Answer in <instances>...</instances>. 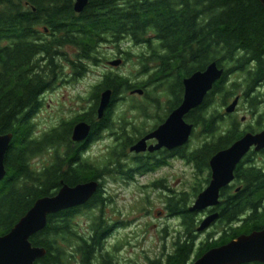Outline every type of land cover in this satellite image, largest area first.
<instances>
[{"label":"trees","instance_id":"16d2710c","mask_svg":"<svg viewBox=\"0 0 264 264\" xmlns=\"http://www.w3.org/2000/svg\"><path fill=\"white\" fill-rule=\"evenodd\" d=\"M74 3L0 0V136L13 134L4 161L7 176L0 183V236L8 235L36 201L56 195L63 185L73 187L101 180L115 159V164L123 161L133 143L123 136V143L111 148L105 159L93 163L85 155L88 149L71 141L77 119L62 121L34 138L31 122L40 105L39 97L52 88L53 78L61 72L57 60L62 58L64 48L76 49L77 62H96L98 49L104 44L129 41L148 46L150 55L142 57L141 64L144 72L151 66L156 70L150 74V81L131 82L109 73L99 83L98 97L105 90L113 91L112 107L118 94L138 89L149 92L150 85L177 97V106L182 101L184 79L204 71L209 63L221 64V51L226 60L264 59V5L260 0H92L81 14L73 10ZM218 90L219 84L202 106L186 116L211 140L190 154L185 150L179 153L193 163L197 173L209 171L204 178L207 184L211 158L240 138L234 130L224 137L214 136L217 117L215 112L209 115L208 103L219 94ZM111 114L112 108L107 119L98 123L93 141L102 139V131L115 130L108 127ZM51 150V163L36 169L33 159ZM118 170L127 173L122 166ZM234 177L233 185L221 191L220 206L214 210L220 214V235L214 239L215 233L209 234L195 255L198 212H190L192 205L186 193L168 200L170 216L179 217L184 230L166 258L153 264H192L207 251L264 228V171L253 165L242 166L236 168ZM99 191L87 204L48 217L45 231L30 239L32 247L47 251L46 257L35 264H119L104 244L111 226ZM193 191V198H197L203 189L196 187ZM97 209L99 213L95 214ZM82 215L89 220L87 232H80L75 220Z\"/></svg>","mask_w":264,"mask_h":264},{"label":"rangeland","instance_id":"374dc122","mask_svg":"<svg viewBox=\"0 0 264 264\" xmlns=\"http://www.w3.org/2000/svg\"><path fill=\"white\" fill-rule=\"evenodd\" d=\"M64 51L70 60L75 61L76 50L67 48V52L66 49ZM144 51V46L135 45L129 41L122 42L119 45L114 43L104 44L97 52L98 64H92L90 73L81 81L70 80L71 76H74L71 74L72 69L66 65L65 72L67 75L64 80L68 79L70 83L65 81L57 82L56 80L55 87L47 94L43 107L36 114L33 122H31L34 125V134H32L34 138L43 136L41 134L44 132H50L53 128L58 127L62 121H70L86 114L87 108L91 104L90 95L96 92L93 88L102 81L103 75L118 73L129 78L131 82L147 81L148 78L145 75L152 74L154 69H152V66L151 68L149 67V70L143 75L141 62L144 59L140 57L145 58L143 55ZM123 52L127 55L123 56ZM114 61H121V64L113 67L110 63ZM148 90L149 92L145 94V97L143 93V95H140L136 92L133 93L134 91L132 93H125L122 95L124 100L122 99L114 107L116 114V118L113 119L115 120L114 122L118 123L117 119L122 114H125L126 121H131L127 127L129 129L128 132H130V135L133 133L134 137L139 136L143 132L144 127H136V125L141 126L142 119L138 112L130 110V106L134 103L148 111V107L152 108V106L147 105V107L145 104H142L145 100L156 108H161L160 105L165 104L169 100V97L165 95V89L162 87L154 89V86L150 85ZM210 104L209 115H213L215 112V116L219 119L218 115L224 111L220 103V97L215 95L214 100ZM152 111L153 109L149 111V114ZM143 121L145 122L142 124L151 126L148 125L146 119L143 118ZM216 123L218 124V120H216ZM217 126L220 127L219 124ZM194 129H196V132H194L195 134L193 133L191 139L188 141L189 143L186 145V152L189 154L190 151L201 148V145L207 140L200 126H196ZM101 133V141H94L87 153V156L91 158L93 163H97L98 160H102L103 158L105 159L110 149L116 148L114 146L115 141L113 142L111 139L113 133L111 129L109 131L104 130ZM218 135L217 131L216 137ZM60 150L63 152L64 149L60 148ZM52 152L53 150L33 159L32 165L36 169H41L51 163ZM255 157H257L256 163L262 165L264 168V155ZM185 161L181 159L176 160L172 163L170 171L164 169L162 173L168 172L171 174L169 184L173 188V192L177 193L176 196L183 193L188 194L192 205L196 200V198H193V190L196 187H201L204 190L209 185L210 182L208 184L204 182V178L207 177L209 171L204 175L199 174L193 163L188 164L189 162ZM108 177L110 176L105 177L101 182L103 186L106 183L105 186L113 197V203L111 204L107 200L108 203L104 206V210L106 211V219L110 221L109 225L116 226L112 230L114 231L113 235L105 243L109 252L112 256H117L121 264H153L159 259L163 260V257L173 250V243L177 235L184 230L180 228L182 220L177 216H170L171 214L167 210V193L163 194L157 188L152 187L154 180L157 179H153L152 176H138L134 182L128 181L129 184L122 185L113 181L111 182L108 180ZM97 210L94 211L95 214H97ZM204 219V212L197 214L195 228L198 239H196L194 255L201 246V243L207 241L206 238L209 234L215 233L213 238L218 239L221 232L218 222L211 226L208 231L197 232L200 226L199 221ZM75 220L80 226H78L79 231L86 232L89 225L87 216L82 215Z\"/></svg>","mask_w":264,"mask_h":264},{"label":"water","instance_id":"95a60500","mask_svg":"<svg viewBox=\"0 0 264 264\" xmlns=\"http://www.w3.org/2000/svg\"><path fill=\"white\" fill-rule=\"evenodd\" d=\"M92 0H75L74 11L81 14ZM264 5V0H260ZM117 67L121 61L110 63ZM216 63L208 66L205 72H196L191 77L184 79V98L182 104L172 112L167 121L148 137L135 143L131 152L141 154L147 151L146 142L155 138L158 145L150 147L153 153L162 148L170 150L185 147L193 134L194 126L186 121L193 110L202 106L207 94L220 80L222 71ZM142 95L143 90L133 93ZM100 106L98 107L99 119L104 118L105 112L111 105L113 91L105 90L101 93ZM237 102H233L228 109L232 113ZM92 128L82 121L77 123L72 134L74 143H83L89 140ZM13 134L0 136V183L6 178L7 170L5 158L13 140ZM255 147V151L264 150V132L257 135L247 134L235 142L227 150L214 154L210 160L211 181L209 185L197 196L190 212H204L220 206V195L223 189L235 181V171L243 158ZM100 187L97 181L81 183L76 186L63 185L56 195L44 197L36 201L33 208L19 221L8 235L0 236V264H35L46 257L44 248L32 247L30 239L37 233L45 231L48 217L62 211L87 204ZM220 218V214H209L198 227L197 232L208 231ZM264 264V228L248 235H241L237 239L220 247L207 251L201 258L192 264Z\"/></svg>","mask_w":264,"mask_h":264},{"label":"flooded vegetation","instance_id":"af4514ba","mask_svg":"<svg viewBox=\"0 0 264 264\" xmlns=\"http://www.w3.org/2000/svg\"><path fill=\"white\" fill-rule=\"evenodd\" d=\"M119 44H121V43H119ZM68 48L71 49L72 47H68ZM144 48H145V51H144L143 55L146 56L145 58H147V56L150 55L149 48H148V46H144ZM65 49L67 52V48H64V50ZM74 50H76V49H74ZM122 54L124 56L126 53L123 52ZM61 57L62 58L60 60H57L58 64L61 66V69H60L61 72H59L57 77L53 78L54 82H56V80H57V82L58 81H60V82L65 81V82L70 83V81L68 79L64 80V78L67 75V73L65 72L66 68H67L66 65L72 69L71 74L74 76V77L71 76L70 80L71 81H76V80L81 81L84 77H86L90 73V70L92 68L91 65L92 64H94V65L98 64V61H96V62L95 61L94 62L93 61H78L77 62L76 60L72 61V60H70V58L68 59V55H67V53H65V51L62 52ZM140 58H142V57H140ZM219 61L221 62V64H219L218 62H212L211 63V64L216 63L217 64L216 66L218 67V69L222 71V76H221L220 80L215 84V85H217V84L220 85V90H218L219 94H216V95H218L220 97V103H221V106L224 110L222 113H220L218 115L219 119H218V117L216 118V120H218V124L220 125V127H219V126H217L218 124L216 123V126L220 128V130H219V128L216 127L218 129L217 130L218 134H219L218 137L219 138L224 137L228 131L234 130L235 133L240 136V138L237 139V141H238L247 134L257 135V134L264 132V59L261 62L250 61V60L247 61V59H242V58L237 59V60H226L225 54H223V51H221V57H220ZM211 64L209 63L208 66H211ZM82 65L84 66V68H83L84 70H81V71L78 70V68L81 67ZM208 66H206V69L204 71H198V72H205L207 70ZM155 71L156 70H154L153 73ZM143 72H144V70H143ZM195 73H193V74H195ZM116 74H118V73H116ZM143 75H145V72L143 73ZM145 76H146V78H148L147 81H150V78H151L150 74L149 75L146 74ZM191 76H189V77H191ZM104 77H105V75H103V78ZM103 78H102V80H103ZM52 85L53 86L50 90H46L45 92H43L40 95L39 98H41V99H39L40 105H39V108L37 110V113H39L40 109L43 107L44 102L46 101L45 97H47V94H49V92L53 90V88L55 87V83H53ZM98 85H96L93 88L96 90V92H94V93H92V95H90L91 96L90 97L91 104L89 105V108H87V113L84 114L83 116L76 118L77 121H79V122H82L83 120H84V122L87 121L86 123L89 124L92 128V131L90 132L91 135H90L89 140H87V142L77 143L78 146H82V147L87 148L89 150V148L91 147V144H93V142H94L93 138L95 137V134H96L95 132L98 131V123H101L102 121H105V119H107L106 115H107L108 110L110 108H112V114L110 116V119H108V121H109L108 127H114L115 128V130H113V131L111 130L113 132L111 139L113 142L115 141L114 146L118 147L119 144L124 142V138H122L123 136L128 138V140H126V141H133L132 145L130 147H128V149L126 150V152H125L126 154L124 155L123 161H121L123 164H120L119 162H117L115 164V162H114V164H111L110 167L108 168L109 172L107 173V175H103L104 177L101 180L97 181L100 183V187H99L100 191L98 193L101 196L100 199H103L104 203L106 205L108 202L105 200L110 201L111 204L113 203V197L109 194L110 191L106 188V186H105L106 183L103 186V183L101 182L107 176H110V177H108V180H110L111 182L112 181L116 182L119 185L129 184L128 181L134 182V180H137L136 178L138 176H140V177H151L152 176L153 179L157 178L154 180L152 187L157 188L163 194L167 193V197H168L167 199L168 200L173 198V197H176L177 193L173 192L174 190L169 184V181H170L169 178H171V174L168 172L162 173V171L164 169L170 171V169L172 168L171 167L172 163L175 162L176 160L177 161L179 159H181L182 161L186 160L185 158L181 157V155L179 154L181 150H185V152H186V146L182 147V148H176L173 150H170V149L164 147V148L152 153L149 150V148L155 147L159 144L158 140H156L155 138H152L146 142V145H147V151L146 152H143L141 154H136V153L131 152L130 149L135 145V143L140 142V140L148 137L153 132H155L156 129L160 128L162 125L165 124V122L167 121L168 117L172 114V112L174 110L176 111V109L180 106V104H182L185 90H183L182 101L177 106L175 105L178 103L177 97H174L173 95L167 93V91H165V95L167 97H169V100L165 104L164 103H163V105L161 104L160 105L161 108H156L155 106H153V104L147 103V101L145 100L142 104H145V106H147V105L152 106V108H149L147 106L149 109L147 111V110H144L142 108V106H138V108H132V106L136 105L133 103L130 106V110H132L134 112H138L139 116H141L140 118L142 119V121L140 123L141 126L136 125V127H144L143 132L140 133L139 136L137 135L134 137L133 133H131L132 135H130V132H128L129 129L127 127L130 125L131 121H126L125 114H122V116L117 119L118 123L114 122L115 120H113V119L116 118V114H115V108H114L115 106L112 107L113 106L112 102L114 99L113 96H112L111 105L106 110L104 118L102 120L99 119V114H98L99 108L98 107L100 106L101 96L100 95H99V97L97 96L98 95V92H97ZM215 85H214V87H215ZM130 93H132V92H130ZM146 93L147 92L143 91L144 97H145ZM123 94H125V93L118 94L117 102L115 103V105L117 103H119L122 99L124 100V97L122 96ZM209 94H211V91L207 94L205 101H206ZM214 97H213V100H214ZM212 101L210 103H212ZM235 101L237 102L235 110L232 113H228L227 112L228 107L231 104H233V102H235ZM210 103H208L209 104L208 107L211 106ZM152 109H153L152 113L149 114V111ZM208 109H210V108H208ZM143 118L146 119V122L148 123V125H151L150 127L146 126L145 124H142L145 122V121H143ZM186 121H187V119H186ZM117 124H119V125H117ZM192 125L194 126V128H196V126L194 124H192ZM121 126H123V127H121ZM123 129H124L125 135H124V132H122ZM137 130H139V129H137ZM106 131H109V129H106ZM217 131L214 134L215 137L217 136ZM194 132H196V129L193 130V133ZM205 135L207 137V134H205ZM209 140H211V136L207 137V140H205V141L208 142ZM71 141H72V136H71ZM98 141H101V139H98ZM237 141H235V142H237ZM205 143H203V145ZM203 145H201V147H203ZM227 149L225 148L223 150H227ZM88 150L85 152L86 157H88L87 156ZM223 150H221V151H223ZM255 150H256V148L253 147L250 150V152L239 163L237 168L242 167V166L247 167V166L253 165L257 169L264 171L263 166L256 163L257 161H255L257 159V157H255V156L264 155V150H260V151H255ZM193 151H190V152H193ZM110 152H112L111 149H110L109 153ZM188 164H190V162ZM119 166H122L124 169H126L127 173L122 174L118 170ZM209 167H210V165H209ZM210 173H211V169H210ZM233 183L230 186H232ZM215 209L216 208H211V209L204 211V217L206 218L207 216H209V214L217 213L216 211H214ZM105 212L106 211L104 210V213ZM97 213H99V210H97ZM105 216H106V214H105ZM107 221H108V223L110 222L109 219H107ZM202 221H199L200 225H201ZM114 227H116V226H111L110 230H108V232L105 233V235L107 236V240H108V238H110V236L113 235L114 231H112V230H114ZM87 231H89V228H87ZM107 240H105V243H107ZM106 249L108 250L107 246H106ZM167 255H165V257H163V258H166ZM119 264H121V263L119 262Z\"/></svg>","mask_w":264,"mask_h":264},{"label":"bare ground","instance_id":"6f19581e","mask_svg":"<svg viewBox=\"0 0 264 264\" xmlns=\"http://www.w3.org/2000/svg\"><path fill=\"white\" fill-rule=\"evenodd\" d=\"M90 182V181H89ZM84 183H86V182H84ZM79 207V206H78Z\"/></svg>","mask_w":264,"mask_h":264}]
</instances>
